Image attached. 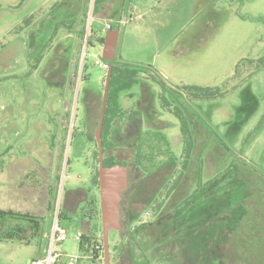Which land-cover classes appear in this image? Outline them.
Returning a JSON list of instances; mask_svg holds the SVG:
<instances>
[{"label":"rangeland","instance_id":"obj_1","mask_svg":"<svg viewBox=\"0 0 264 264\" xmlns=\"http://www.w3.org/2000/svg\"><path fill=\"white\" fill-rule=\"evenodd\" d=\"M93 1L0 0V211L17 217L0 218V264L42 258L55 219L66 233L54 246L57 252L77 256L78 264H104L99 189L92 175L98 165L94 132L107 71L94 60L104 62L98 37H104L107 23L118 30L114 59L135 76L121 91L122 106H136L142 85L151 87L156 110L142 116V125L170 123L163 132L174 156L183 149L178 123L160 106L162 88L151 73L174 88L220 90L215 98L191 103L201 122L230 149L221 157L223 166L240 160L247 163L245 171L253 172L245 173L253 190H248L244 208L260 217L256 205L264 203V0H123L114 18L116 2L96 10ZM68 79L74 80L73 89ZM198 129L207 136L202 124ZM79 138L84 144L76 150L73 141ZM207 152L204 179L213 175L219 155H224L212 147ZM134 178L129 179L130 188ZM86 195L95 198L97 217H84ZM130 195L121 200L120 230L108 233L109 264H128L127 252L121 250L126 249L125 233L138 219L152 217L143 192ZM128 209V216L136 215L130 223ZM21 214L40 220L37 233ZM89 228L97 233L96 249H102L94 262L83 257L75 239L77 231ZM242 239L255 248L228 257L225 253L218 264H264L259 253L264 249L256 248L264 246V238ZM210 252H205L207 257Z\"/></svg>","mask_w":264,"mask_h":264},{"label":"trees","instance_id":"obj_2","mask_svg":"<svg viewBox=\"0 0 264 264\" xmlns=\"http://www.w3.org/2000/svg\"><path fill=\"white\" fill-rule=\"evenodd\" d=\"M93 2L96 10L100 5L102 7L105 3L116 2L111 11L112 18L117 16L121 6L119 0ZM98 40L102 44L104 37H98ZM87 43L91 42L87 39ZM152 73L151 77L162 88L158 93L160 106L173 114L177 120L183 144L181 155L176 157L171 154L168 137L163 132V128L170 124L163 127L142 125V116L151 115V111L155 109L151 101L152 94L156 98V93L152 89L149 90L151 87L147 84L142 85L136 106H122L121 91H125L135 76L133 70L127 69L125 64L118 63L115 59L101 130L104 165H125L129 179L136 177L131 186L136 188V192H143L145 205L150 206L152 211L151 219L147 221L138 219L125 233L126 249L121 250L127 252L128 264H193V262L218 264L221 257L226 254L225 257H228L240 249H243L242 251L254 249L252 244L249 245L247 240L242 239L264 238L262 223H259L262 219L249 210L245 215V208L242 206L250 195L248 190L252 189L245 173L253 175V172L245 171L247 163L240 160H235L230 166H223L221 157L230 149L222 143L220 137L216 139L215 132L204 121L201 122L195 110L194 114L192 111L191 101L215 98L221 94L220 90L217 87L199 85H182L181 89L179 86L174 88L156 79L157 74ZM72 75L73 78H77L76 71ZM67 82H70L73 89L74 80L68 79ZM143 93L147 95L141 104ZM136 107H139L138 110ZM188 113H192V116ZM199 124L206 129V137L200 133ZM71 136L76 137L73 133ZM81 144L84 143L80 138L74 140V149H81ZM210 147L216 151L220 150L224 155L217 156L219 161L217 160L214 166L215 172L204 179L206 154ZM95 155L98 162L97 150ZM137 172L140 173V177H137L139 175ZM92 179L99 189L97 168ZM86 196L83 199L86 202L83 209L84 217H97L99 211L95 198ZM52 211L54 212V206ZM127 211L126 219L130 223L136 215L128 216L130 209ZM120 213L122 215L121 211ZM14 214L10 211H0V218L17 219ZM60 214L58 212L57 218ZM229 216H235L236 220L229 221ZM19 217L27 220L35 233L38 232L40 220L27 214H21ZM96 241V231L89 228L81 233L78 244L83 257L92 262L99 257L98 253L102 250L101 247L96 249ZM256 248L264 249V246ZM206 251H211V255L208 254L209 258ZM259 253L263 255L264 260V251Z\"/></svg>","mask_w":264,"mask_h":264},{"label":"water","instance_id":"obj_3","mask_svg":"<svg viewBox=\"0 0 264 264\" xmlns=\"http://www.w3.org/2000/svg\"><path fill=\"white\" fill-rule=\"evenodd\" d=\"M123 0H121V5ZM118 30L117 28H108L104 34V42L102 48V59L108 63L106 71V79L104 83V92L102 95L101 109L99 113L97 127L94 135L97 143L98 152V185H99V206L100 220L102 231V242L104 248V264H109V247L108 233L110 230H120V199L122 192L127 187L128 175L127 168L122 164H113L106 166L103 163V146L101 138V130L105 107L107 102L108 89L110 84L112 64L115 58L117 45ZM164 264V263H152Z\"/></svg>","mask_w":264,"mask_h":264},{"label":"built area","instance_id":"obj_4","mask_svg":"<svg viewBox=\"0 0 264 264\" xmlns=\"http://www.w3.org/2000/svg\"><path fill=\"white\" fill-rule=\"evenodd\" d=\"M110 24L107 23V28H110ZM84 55V52H83ZM104 61V60H103ZM105 62V63H104ZM101 62L98 58H95L94 63L97 65H102L107 68L108 63L106 61ZM81 237V232L77 231L75 234V239L79 240ZM66 239V233L63 228L59 227L57 220L55 219L51 225V237L49 247L46 250L45 255L42 258H33L29 261L28 264H57L60 260L62 264H78L79 258L77 256L72 255H62L61 253L57 252L55 249V244L62 240ZM64 260V262H63Z\"/></svg>","mask_w":264,"mask_h":264},{"label":"flooded vegetation","instance_id":"obj_5","mask_svg":"<svg viewBox=\"0 0 264 264\" xmlns=\"http://www.w3.org/2000/svg\"><path fill=\"white\" fill-rule=\"evenodd\" d=\"M191 104H192V103H191ZM191 104H190V105H191ZM191 106H192V108H193L192 111H193V114H194V112H195V111H194L195 108H194L193 104H192ZM188 114H189V116H192V115H191L192 113H191V114L188 113ZM127 175H128V174H127ZM134 191L136 192V188H134V187H131V188H130V186H129V177H128L127 187H126V189L122 192V196H121V199H120V203H121V204H120V211H121V212H122V201H121L122 198L124 197V195H126L127 197H131V198H132V197H133V196H132L133 194L130 195V196H129V194H130V192H134ZM260 201H261V199H260ZM263 202H264V201H263ZM242 206H247V205H246V203H243ZM256 206H257V210H258V212H259V214H260V219H262V222H259V223H260V224L262 223V228H263V229H262V232H264V209L262 208V207L264 206V203H262V204H260V203L258 204V203H257ZM257 210H256V211H257ZM245 212H246V213H245V215H246V214L248 213V210H247L246 208H245ZM120 215H121V213H120ZM228 218H229V221H230V220H236V217H235V216H229ZM246 226H247V223H246ZM230 230H231V226H230Z\"/></svg>","mask_w":264,"mask_h":264},{"label":"crops","instance_id":"obj_6","mask_svg":"<svg viewBox=\"0 0 264 264\" xmlns=\"http://www.w3.org/2000/svg\"><path fill=\"white\" fill-rule=\"evenodd\" d=\"M110 28H112V26L110 27ZM117 40H118V38H117ZM102 46H103V43H102ZM116 47H117V45H116ZM141 104L143 103V101L142 102H140ZM137 108H139V107H136L135 109H137ZM135 109H133L134 111H136ZM138 110V109H137ZM162 121H164V122H166L164 119H162ZM170 123H166V125H169ZM165 126V125H164ZM161 127H163L162 125H161ZM166 128V127H165ZM178 133H179V127H178ZM167 135V134H166ZM177 135V134H176ZM179 137H180V133H179ZM180 142H181V137H180ZM88 223V222H87ZM89 227V223H88V226H87V228ZM87 230V229H86ZM86 230H84V231H86Z\"/></svg>","mask_w":264,"mask_h":264}]
</instances>
